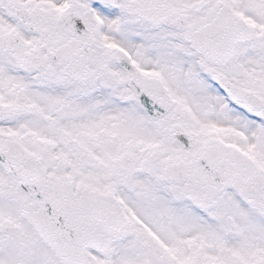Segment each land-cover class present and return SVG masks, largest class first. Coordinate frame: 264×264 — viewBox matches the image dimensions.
I'll use <instances>...</instances> for the list:
<instances>
[{"label":"snow or ice","instance_id":"snow-or-ice-1","mask_svg":"<svg viewBox=\"0 0 264 264\" xmlns=\"http://www.w3.org/2000/svg\"><path fill=\"white\" fill-rule=\"evenodd\" d=\"M0 264H264V0H0Z\"/></svg>","mask_w":264,"mask_h":264}]
</instances>
